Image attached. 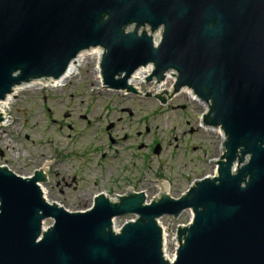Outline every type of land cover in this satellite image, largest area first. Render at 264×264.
Returning a JSON list of instances; mask_svg holds the SVG:
<instances>
[{"label":"water","instance_id":"obj_1","mask_svg":"<svg viewBox=\"0 0 264 264\" xmlns=\"http://www.w3.org/2000/svg\"><path fill=\"white\" fill-rule=\"evenodd\" d=\"M97 47L102 89L134 94L156 80L137 93L150 96L171 72L173 85L151 96L165 104L187 87L207 103L202 125L223 133L217 174L178 199L161 181L151 202L143 191L99 194L72 212L43 194L52 165L28 177L0 166V264H264V0H0V102L62 78ZM149 64L135 88L129 79ZM186 210L171 261L158 219ZM125 215L136 218L115 231Z\"/></svg>","mask_w":264,"mask_h":264},{"label":"rangeland","instance_id":"obj_2","mask_svg":"<svg viewBox=\"0 0 264 264\" xmlns=\"http://www.w3.org/2000/svg\"><path fill=\"white\" fill-rule=\"evenodd\" d=\"M97 66L94 55L86 56L63 85L34 86L13 96L9 123L0 128V153H5L4 158L0 154V165H7V159L8 167L24 177L52 165L47 181L41 183L45 198L72 212L89 208L100 193L116 198L128 182H139L137 189L149 192L151 202L159 194L158 181L166 180L171 184L170 197L178 199L195 179L215 174L222 136L202 125L203 104L185 94H175L162 104L156 96L102 89ZM148 83L140 85L139 93H146ZM173 83L167 81L164 88ZM112 122L115 126L108 130ZM158 144L161 151L155 154ZM58 182L60 187L71 183L70 194H59ZM135 218H115L114 226L118 229ZM191 218V210L178 218H161L169 256L175 253L176 226ZM53 222L46 219L43 226Z\"/></svg>","mask_w":264,"mask_h":264},{"label":"bare ground","instance_id":"obj_3","mask_svg":"<svg viewBox=\"0 0 264 264\" xmlns=\"http://www.w3.org/2000/svg\"><path fill=\"white\" fill-rule=\"evenodd\" d=\"M158 35H160V31L158 30L157 31ZM156 33V34H157ZM159 37V36H158ZM157 41V40H156ZM91 55H94L95 56V59H96V62H97V65L99 63V60H100V57L102 55V48L100 47H97V48H94L90 51H85L81 54H79L77 56V58L70 64L66 74L60 78V79H55L54 81L52 82H47V81H35V82H32L30 84H27V85H23V86H20L18 88H16L14 90V92L12 94H10L4 101L0 102V110L3 114V116H5V121H3L1 123L2 127H5L6 125H8L9 123V120L7 118V111L10 109V105L11 103L13 102V96H15L20 90H24V89H28V88H32L34 86H38V87H49V88H52V87H57V86H61L65 83V81H67V79H69L70 77H72L74 74H76L78 72V68L79 66L82 64L83 60L85 59L86 56H91ZM153 69V65L152 64H149L147 66H144V67H141L139 68L132 76L131 78L129 79V83L133 86H135L141 79H143L146 75H148L151 70ZM97 73H99V78L101 79V74H100V69H99V65L97 66ZM170 73V72H169ZM172 74V73H171ZM167 77L165 78L164 81L162 82H159L152 90L151 92L154 93L158 90H164V89H168V88H164L165 87V84L167 81L169 80H172V83L174 82L175 78L172 76V75H169L167 73L166 75ZM156 82V80H153L151 83H148L150 84V86L152 87V85ZM144 83H140L137 85V89L139 90V87L140 85H142ZM150 87V88H151ZM120 92V91H118ZM179 95L181 94H185L187 95L189 98H191L192 100H195V101H198L199 103L203 104L205 106V108L207 109L208 105L206 102L202 101L201 99H199L193 92L191 89H188L187 87L183 88L179 93ZM205 128H208V127H205ZM211 129H214L216 132H218L222 138H223V133H222V129L220 127H216V128H213V127H209ZM219 160V159H218ZM217 160V161H218ZM46 168V166H44L42 169ZM46 172H44V175H45ZM41 186V189L43 191V194L45 195L46 194V190L43 186V184H40ZM46 197V195H45ZM117 197L116 198H111L112 201H117ZM46 228V227H45ZM165 239L167 241V235L165 234ZM173 257V256H172Z\"/></svg>","mask_w":264,"mask_h":264},{"label":"flooded vegetation","instance_id":"obj_4","mask_svg":"<svg viewBox=\"0 0 264 264\" xmlns=\"http://www.w3.org/2000/svg\"><path fill=\"white\" fill-rule=\"evenodd\" d=\"M114 91H116V90H114ZM117 91H118V90H117ZM128 93H129V92H128ZM127 112L129 113L130 116L132 115V112H131V111H127ZM66 116H70V114L68 113V115H66ZM82 118H83V119H86V115H82ZM110 125H112V126L109 128ZM110 125L108 126V130L114 128L115 123L112 122V123H110ZM2 128H3V127H2ZM147 133H149V131H147ZM138 135H141V132H138ZM127 137H128V136L125 135L124 138H127ZM111 142H112V143H115L116 140L112 139ZM0 154H1V157L4 158L5 153L2 151ZM5 160H6L5 163H7V165H10V164H11V163L8 162L7 159H5ZM47 178H48V174H47V170H46V173H45V181H44V182L47 181ZM74 180H75V179H73V181H74ZM159 181H160V180H159ZM159 181H158V182H159ZM138 184H139V182H138V183H137V182H128L127 187H125V189L122 191V193H120V194H116V196L134 195V194H137V193H139V192H141V191H144L145 194L148 196V195H149V192H147V191H145V190H139V189H137V185H138ZM168 184H169V186H171L170 182H168ZM60 185H61V183L58 182V183H57V186L60 187ZM71 187H72V184H71V183L65 182V183L63 184V187H60V188L58 189V192H59V194H61V195L70 194V188H71Z\"/></svg>","mask_w":264,"mask_h":264},{"label":"built area","instance_id":"obj_5","mask_svg":"<svg viewBox=\"0 0 264 264\" xmlns=\"http://www.w3.org/2000/svg\"><path fill=\"white\" fill-rule=\"evenodd\" d=\"M175 244L177 245V243L175 242Z\"/></svg>","mask_w":264,"mask_h":264}]
</instances>
